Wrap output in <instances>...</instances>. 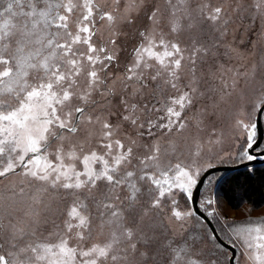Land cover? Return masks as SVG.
Segmentation results:
<instances>
[{"label":"snow or ice","instance_id":"snow-or-ice-1","mask_svg":"<svg viewBox=\"0 0 264 264\" xmlns=\"http://www.w3.org/2000/svg\"><path fill=\"white\" fill-rule=\"evenodd\" d=\"M262 126L264 0H0V264H264Z\"/></svg>","mask_w":264,"mask_h":264},{"label":"trees","instance_id":"trees-1","mask_svg":"<svg viewBox=\"0 0 264 264\" xmlns=\"http://www.w3.org/2000/svg\"><path fill=\"white\" fill-rule=\"evenodd\" d=\"M219 189L231 210L238 209L242 203L254 209L260 208L264 205V164L226 172Z\"/></svg>","mask_w":264,"mask_h":264},{"label":"rangeland","instance_id":"rangeland-1","mask_svg":"<svg viewBox=\"0 0 264 264\" xmlns=\"http://www.w3.org/2000/svg\"><path fill=\"white\" fill-rule=\"evenodd\" d=\"M263 144H264V142H263ZM236 164H240V163L239 162H227V163L221 164L219 166H225V165L231 166V165H236ZM225 173H226V171L216 173V175L218 176V180L215 184V191H216L217 197L220 201V205H221V209H222L223 214L227 215L228 217H230L232 219H237V220H243L248 215H251L253 218L264 215V205L260 206V208H258V209H254L245 203H242L238 207V209H235V210H231L228 207V205L226 204L223 196L221 195L220 189H219L220 180L223 179V177L225 176ZM214 224H215V222H214Z\"/></svg>","mask_w":264,"mask_h":264},{"label":"water","instance_id":"water-1","mask_svg":"<svg viewBox=\"0 0 264 264\" xmlns=\"http://www.w3.org/2000/svg\"><path fill=\"white\" fill-rule=\"evenodd\" d=\"M258 142L261 144L262 147H264L263 142H264V126H262L259 131H258ZM264 164V159H257L252 162H244L243 164H236V165H231V166H219L217 170H215V173L223 172V171H234L240 168H243L244 166H251V165H263ZM214 226V225H213Z\"/></svg>","mask_w":264,"mask_h":264}]
</instances>
